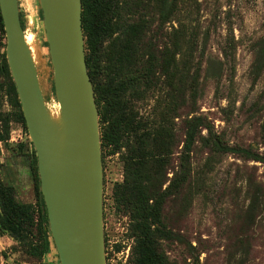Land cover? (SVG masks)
<instances>
[{
  "label": "trees",
  "instance_id": "trees-1",
  "mask_svg": "<svg viewBox=\"0 0 264 264\" xmlns=\"http://www.w3.org/2000/svg\"><path fill=\"white\" fill-rule=\"evenodd\" d=\"M81 5L85 60L99 113L101 154L103 158L118 155L123 166L122 181L113 186L111 201L114 210L129 220L128 236L133 241L129 264H180L166 247L185 248L188 242L168 221L173 212L178 219L184 218L198 193L191 161L197 143L211 154L237 153L261 163L264 157L228 147L197 114L200 72L194 64L196 36L179 20L180 0H81ZM174 21L177 27L167 30V24ZM5 45L0 15V78L5 81L0 90L6 85L14 108L12 114L0 110V142L9 149L11 122L28 134ZM263 71L264 37L257 44L253 81ZM222 72V61L206 60L205 78L219 81ZM202 130L207 131V137L201 136ZM25 145L18 144L19 153ZM28 145L31 150L27 149L25 156L35 205L18 202L14 188L0 180V235L15 237L31 257L42 259L50 253L53 241L40 193L37 159L31 142ZM179 146L175 168L174 154ZM258 191L255 187L244 209L237 236L245 256L250 248L249 231L261 205Z\"/></svg>",
  "mask_w": 264,
  "mask_h": 264
},
{
  "label": "rangeland",
  "instance_id": "rangeland-1",
  "mask_svg": "<svg viewBox=\"0 0 264 264\" xmlns=\"http://www.w3.org/2000/svg\"><path fill=\"white\" fill-rule=\"evenodd\" d=\"M18 5L28 35L26 41L33 42L46 100L53 108L51 71L38 0H18ZM180 8L179 20L196 36L194 64L200 72L197 114L207 120L213 133L228 147L251 150L264 157V71L257 81L251 77L257 44L264 37V0H180ZM172 26L176 28L177 23L167 24V30ZM2 51L0 49V54ZM210 58L223 63L219 81L205 78L206 60ZM4 82L0 78V84ZM3 86L0 110L12 114L14 108L6 85ZM10 125L9 149L0 142V180L14 188L18 202L35 205L25 156L26 150H31L30 140L20 125L14 122ZM201 136L207 137V131L202 130ZM18 144H26L21 150L23 153L18 152ZM180 150L181 146L174 154L175 168ZM191 159L198 193L184 218L178 219L173 212L168 221L169 226L183 234L188 244L185 248L167 246L170 256L180 264H195L196 259L199 264H264V163L237 153L211 154L200 142ZM122 167L118 155L102 157L106 264H129L133 244L128 236V217L117 213L111 201L113 186L122 181ZM168 176H172L171 171ZM255 187L259 188L261 205L249 231L250 248L245 256L244 246L238 244L237 238L244 209ZM0 264H59V261L53 244L50 253L35 259L18 239L3 234L0 235Z\"/></svg>",
  "mask_w": 264,
  "mask_h": 264
},
{
  "label": "water",
  "instance_id": "water-1",
  "mask_svg": "<svg viewBox=\"0 0 264 264\" xmlns=\"http://www.w3.org/2000/svg\"><path fill=\"white\" fill-rule=\"evenodd\" d=\"M38 6L55 110L45 97L33 42L26 41L18 0H0L6 61L37 159L50 235L59 264H106L99 113L85 60L81 0H38Z\"/></svg>",
  "mask_w": 264,
  "mask_h": 264
}]
</instances>
